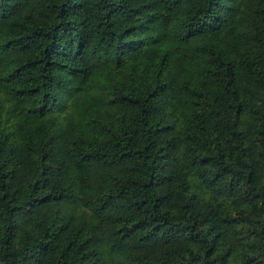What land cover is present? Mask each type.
<instances>
[{"label":"trees","instance_id":"16d2710c","mask_svg":"<svg viewBox=\"0 0 264 264\" xmlns=\"http://www.w3.org/2000/svg\"><path fill=\"white\" fill-rule=\"evenodd\" d=\"M0 264H264V0H0Z\"/></svg>","mask_w":264,"mask_h":264}]
</instances>
